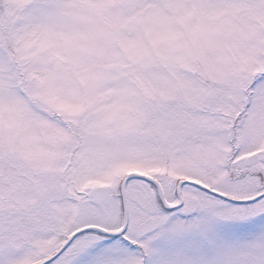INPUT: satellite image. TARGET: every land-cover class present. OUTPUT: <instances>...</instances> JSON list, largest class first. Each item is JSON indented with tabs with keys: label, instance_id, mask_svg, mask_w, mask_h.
<instances>
[{
	"label": "snow or ice",
	"instance_id": "obj_1",
	"mask_svg": "<svg viewBox=\"0 0 264 264\" xmlns=\"http://www.w3.org/2000/svg\"><path fill=\"white\" fill-rule=\"evenodd\" d=\"M0 264H264V0H0Z\"/></svg>",
	"mask_w": 264,
	"mask_h": 264
}]
</instances>
